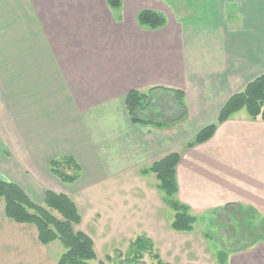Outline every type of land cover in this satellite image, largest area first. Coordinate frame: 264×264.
I'll use <instances>...</instances> for the list:
<instances>
[{
	"label": "crops",
	"instance_id": "0c3cea01",
	"mask_svg": "<svg viewBox=\"0 0 264 264\" xmlns=\"http://www.w3.org/2000/svg\"><path fill=\"white\" fill-rule=\"evenodd\" d=\"M143 10L163 14L165 27H140ZM261 76L264 0H179L174 7L165 0H122L120 9L107 0H0V179L37 205L51 191L69 196L78 210L98 187L116 193L136 187L144 200L129 209L134 229L146 225L166 246L162 219L150 214L162 212L153 189L161 191L160 183L149 169L178 152L175 200L191 215L237 204L263 218L262 118L242 110L207 142L189 147L218 122L231 97ZM154 88L161 89L153 93L149 117L171 120L181 108L187 117L164 129L134 124L128 93ZM167 90L184 97L177 102ZM68 156L81 170L72 184L51 170L52 161ZM104 217L112 227L106 236L124 237L123 213L112 209ZM85 223L82 218L76 228L94 241ZM63 253L59 242L44 246L36 226L9 219L0 198V264H58ZM227 263L264 264V242L233 252Z\"/></svg>",
	"mask_w": 264,
	"mask_h": 264
},
{
	"label": "trees",
	"instance_id": "16d2710c",
	"mask_svg": "<svg viewBox=\"0 0 264 264\" xmlns=\"http://www.w3.org/2000/svg\"><path fill=\"white\" fill-rule=\"evenodd\" d=\"M113 9H120L122 0H107ZM140 27L147 30H159L165 27L166 18L163 14L143 10L137 16ZM161 88H154L149 93L131 91L127 95L126 106L130 118L134 124L154 126L157 129L168 128L171 125L183 121L186 110L181 108L178 115L165 121H154L147 115L151 107L153 93ZM174 94L177 102L181 101L184 93L176 90H167ZM246 110L249 117L256 120H264V76L250 83L247 88L230 98L222 109L218 122L202 129L195 137L193 144H203L213 137L218 126L236 113ZM180 153L169 154L156 161L150 172L154 173L159 181V189L166 196V203L175 211V219L172 229L176 232L191 233L196 223V217L190 214L188 207L175 200L177 193L176 168L180 161ZM52 173L63 183L72 184L80 178V167L71 157H64L51 162ZM0 198L6 204V216L16 223L32 224L38 229L39 240L47 246L59 242L64 248V253L58 260V264H91L97 260L93 239L76 227L82 222L81 214L75 202L66 194H58L51 191L46 193L45 204L37 205L31 201L27 194L16 184L0 179ZM224 211H234L231 225L233 235L231 241L234 246L240 245L233 252L246 250L258 242H264V217L259 218L255 209L243 207L237 204H229ZM118 261L114 264H148L145 256L149 255L156 261L155 264H170L161 258L156 252L152 241L141 236L130 245L126 254L118 253ZM108 262L112 258L108 256ZM225 252L219 254L222 264L227 262ZM99 264H106L99 261Z\"/></svg>",
	"mask_w": 264,
	"mask_h": 264
},
{
	"label": "rangeland",
	"instance_id": "374dc122",
	"mask_svg": "<svg viewBox=\"0 0 264 264\" xmlns=\"http://www.w3.org/2000/svg\"><path fill=\"white\" fill-rule=\"evenodd\" d=\"M170 6L174 7L179 0H165ZM150 180H153L151 178ZM155 180V179H154ZM155 184L157 180H155ZM153 182V181H152ZM140 184L139 181H134L130 185ZM156 190L160 200L161 212H152V219L160 221L162 219V227L165 233L164 238L170 240V243L166 244L158 243V237L151 234L153 229H149L144 226H140V231L134 229L136 223L131 220L133 211L129 210L131 205L134 208L133 203L144 200L142 191L138 188L118 190L116 193L112 187H98L88 194L85 203H80L79 211L82 218L85 220V231L94 236L95 250L98 255L97 261L91 262V264H99V261H103L106 264H114L118 261V253L126 254L130 245L134 243L140 236L148 238L152 241L157 253H161L162 259L165 262L171 264H222L219 260V254L225 252L227 257L233 253L232 249H237L240 245L234 246L231 238L233 231L231 225L234 224L232 220L234 211H224L223 209L206 212L196 217V223L191 233L176 232L172 229L171 223L173 222L175 212L168 208L166 200L163 197L161 191L157 187ZM123 197V199H122ZM143 197V198H142ZM123 200L125 205H123ZM139 202V203H140ZM137 207V204L135 205ZM148 206H145V210ZM90 209L94 211L90 212ZM121 212L123 213L124 225L127 226L124 237H108L106 231L112 229L111 226L105 220L104 212L107 211ZM124 209V210H123ZM143 209V208H142ZM141 210V208H140ZM89 213L91 214L90 216ZM119 217V216H118ZM119 220V218H118ZM140 225H143L140 222ZM144 227L146 232L142 231ZM77 229V228H76ZM80 230V228H78ZM158 231V229H157ZM154 232V231H153ZM172 236H168V233ZM146 233L148 237H146ZM64 252V248L62 247ZM112 258V262L107 261V257ZM145 261L148 264H155L156 261L149 255L145 256ZM228 262V259H227ZM225 264H228V263Z\"/></svg>",
	"mask_w": 264,
	"mask_h": 264
}]
</instances>
